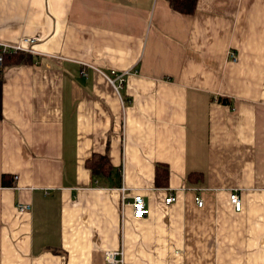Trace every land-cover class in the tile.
<instances>
[{
	"label": "crops",
	"instance_id": "1",
	"mask_svg": "<svg viewBox=\"0 0 264 264\" xmlns=\"http://www.w3.org/2000/svg\"><path fill=\"white\" fill-rule=\"evenodd\" d=\"M24 39L0 264H264V0H0V49Z\"/></svg>",
	"mask_w": 264,
	"mask_h": 264
},
{
	"label": "built area",
	"instance_id": "2",
	"mask_svg": "<svg viewBox=\"0 0 264 264\" xmlns=\"http://www.w3.org/2000/svg\"><path fill=\"white\" fill-rule=\"evenodd\" d=\"M29 42H31L30 39H24L21 43L16 45H8L3 44L0 49V67L3 64V57L8 52H17V51H30L29 49ZM233 59L236 60L237 57L235 55H232ZM113 76H108V79L112 82V84L116 87L117 85H120V83L123 82V75L118 76L115 72H113ZM119 83L117 84V82ZM124 196H126V189H123ZM177 200V197L174 194H170L166 198L167 203H173ZM196 201L198 202V205L202 206L203 201L200 199V197L196 198ZM231 201L236 206L237 210H241L242 204H241V198L237 193H234L231 195ZM132 209H133V216L136 219H143L147 217L150 214V208L146 203V200L144 199L143 195L140 193H134L132 196ZM29 209V205H19V211L25 212ZM116 253L110 252L107 254V259L109 262H116L115 259ZM119 262V260L117 261Z\"/></svg>",
	"mask_w": 264,
	"mask_h": 264
},
{
	"label": "trees",
	"instance_id": "3",
	"mask_svg": "<svg viewBox=\"0 0 264 264\" xmlns=\"http://www.w3.org/2000/svg\"><path fill=\"white\" fill-rule=\"evenodd\" d=\"M172 8L185 14L195 11L198 0H167ZM34 61V56L28 51L8 52L3 57V64L0 67V118L2 117V85L4 73L7 68L21 64H30Z\"/></svg>",
	"mask_w": 264,
	"mask_h": 264
}]
</instances>
